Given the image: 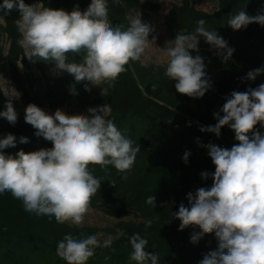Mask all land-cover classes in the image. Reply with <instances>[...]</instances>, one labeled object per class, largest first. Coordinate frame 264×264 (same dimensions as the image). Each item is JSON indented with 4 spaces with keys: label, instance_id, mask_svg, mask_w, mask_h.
Returning a JSON list of instances; mask_svg holds the SVG:
<instances>
[{
    "label": "clouds",
    "instance_id": "1",
    "mask_svg": "<svg viewBox=\"0 0 264 264\" xmlns=\"http://www.w3.org/2000/svg\"><path fill=\"white\" fill-rule=\"evenodd\" d=\"M14 8L20 13L16 24L22 38L18 44L25 56L33 62H54V71L72 75L75 83L70 91L74 95L78 94L76 83L83 82L86 91L90 90L89 85L114 87L126 71L125 66L131 61L143 63L142 57L156 40H149L153 28L142 22L140 13L129 18L126 29L122 24L113 26L107 0H91L86 10L81 11L77 5L71 12L45 7L40 2L26 4L25 0H3L0 4L4 15ZM205 23L204 19L198 20L193 33H178L162 49L167 64L164 75L176 82L178 93L190 98H202L211 88L204 58L192 55L199 52V37L225 63L234 52L215 30L206 29ZM252 23L264 26V14L250 16L241 10L228 20L233 30ZM69 54H78L81 60L70 61ZM262 73L264 67L250 70L245 79L254 81ZM18 96L19 93L11 97ZM5 109L0 111V117L15 124L18 116L11 99ZM110 111L108 105H103L89 108V114L69 115L60 109L48 114L29 104L25 122L52 147L5 154L4 149L16 147L17 139L11 133L0 139V194L11 193L22 201L26 212L38 217H54L58 224L82 226L91 199L101 186L100 178L92 174L89 165H99L104 171L112 166L126 180L140 152L139 146H134L113 120L106 119ZM220 112L213 114L215 125L202 126L200 131L219 137L221 129L228 126L238 143L230 149L212 143L201 145L208 149L215 165L212 186L198 188L194 194L189 192V206L181 203L173 216L181 221L180 231L190 226L200 229L192 234L193 243L205 234H215L218 248L208 252L200 264H264V133L257 129L258 124L264 128V83L246 91H233ZM28 142L27 137L19 139L21 144ZM189 155L185 152V162ZM209 175L201 173L204 179ZM147 203L155 207V196H149ZM151 225V220L146 221V227ZM129 242L130 260L136 264H159L158 254L146 250V238L135 233ZM111 243V238L101 243L96 235L81 233L75 238L67 234L58 242L56 255L67 264H87L98 247H109Z\"/></svg>",
    "mask_w": 264,
    "mask_h": 264
},
{
    "label": "trees",
    "instance_id": "2",
    "mask_svg": "<svg viewBox=\"0 0 264 264\" xmlns=\"http://www.w3.org/2000/svg\"><path fill=\"white\" fill-rule=\"evenodd\" d=\"M178 1L164 23L170 38L175 39L180 32L193 33L198 27L197 21L204 19V27L215 30L234 49L225 63L221 57H214L211 51L215 49L199 37V52L192 55L199 54L204 58L211 83V88L202 98L178 93L176 82L164 75L166 67L146 66L140 61L129 62L114 87L89 85L90 90L86 91L81 82L75 84L78 94L74 95L70 91L75 83L74 77L60 71L58 78L44 77L45 92L40 94L31 80L29 64L22 58L23 50L18 44L22 38L16 24L19 10L14 8L9 15L0 11V58L4 52L2 41L5 40L8 44L5 59L13 81H20L19 86H23L17 71L20 59L22 78L29 86V91L23 87L22 98L18 102L12 101L13 106L35 104L52 110L72 103L76 114H86L88 107L106 103L111 110L107 119L113 120L134 146L140 148L126 180L122 179L124 174L112 166L104 171L99 165H89L92 174L101 180L90 207L98 208L104 204L103 212L109 217L122 219L134 213L140 222L119 221L116 224L117 237L109 247H98L87 264H136L130 260L132 248L129 242V237L135 233L148 240L146 250L158 254L159 264H200L208 252L218 248L214 233L205 234L196 243L191 242L192 234L200 232V229L190 226L183 231L178 230L181 221L173 213L178 212L181 203L189 206V192L194 194L198 188L212 186L211 174L215 172V165L204 146L212 143L230 149L238 143L234 131L228 126L221 129L219 137L214 133L201 132L200 128L217 123L213 114L220 112L226 97L233 91H246L264 83V73L254 81L245 79L250 70L264 67V26L252 23L240 30L228 26L229 18L241 10L250 16L264 14V0ZM34 2L71 12L77 5L81 11L86 10L91 0H25L26 4ZM208 2L215 4L213 11L196 8V4ZM107 4L110 23L113 26L122 24L125 29L129 26L128 15L131 12H156L159 9L157 4L139 0H107ZM80 55L69 54V60L79 62ZM30 62L43 75L47 68L55 66L54 62ZM7 101L0 93V111L6 110ZM220 114L223 115L222 112ZM257 129L264 133L259 124ZM35 132L25 122L24 116L18 117L14 126L0 127V139L9 133L17 139L16 147L6 148L4 153L52 147L50 141L36 136ZM21 136L27 137L29 142L19 143ZM185 152L190 153L187 162L183 159ZM202 172H208L209 177L202 178ZM149 196H155V207L147 203ZM148 220L152 221L151 227H146ZM97 231L91 227L58 224L54 217L51 220L48 216L38 217L26 212L22 201L11 193L0 194V264H67L56 255L58 242L67 234L79 238L81 233L87 236L95 235ZM103 231L113 232L110 229Z\"/></svg>",
    "mask_w": 264,
    "mask_h": 264
},
{
    "label": "rangeland",
    "instance_id": "3",
    "mask_svg": "<svg viewBox=\"0 0 264 264\" xmlns=\"http://www.w3.org/2000/svg\"><path fill=\"white\" fill-rule=\"evenodd\" d=\"M139 1L140 2H150L153 4L159 5V9L156 12L136 10V11L131 12L128 15V17L130 18V17H134L138 13H140V17H141L142 22L149 24L153 28V31L150 33L151 37H149V40H151L153 37H156L155 44H150L149 48L146 50V53L142 57L143 64L146 66L152 65V66L157 67V68L166 67L167 66L166 57H164L162 49L166 47L167 41H171L174 39L169 37L168 32H167L166 28L164 27V23L166 22L169 13L172 10V6L177 5L179 1L178 0H139ZM35 3H38V2H34L33 4H35ZM196 8H198L202 11H205V12H211L214 10L215 4L213 2H208L205 4L198 3V4H196ZM2 44H3L4 52L0 58V93L4 99H6V100L11 99L14 102H18L22 98L23 87H26L25 90L29 91V86L26 84L25 80L22 78V76H23L22 67L23 66L20 62V59H19V62L17 63V71L21 77V82H23L22 83L23 86H19L20 81L18 83H15L13 81L12 76H11L10 67L8 66L7 61L5 59L6 54H7L6 52H7L8 44L6 43L5 40L2 41ZM22 50H23L22 58H24L27 61V63L29 64L31 80L35 86V89L40 94H44V92H45L44 79L46 77L52 78V79L58 78L61 76V73L60 72L57 73L56 71H54L55 66L52 65L51 67H49L45 70L44 75L41 74V72L36 70L34 68V66L31 64L30 60L25 56V51L23 48H22ZM211 54L216 58L220 57L216 54V50L211 51ZM18 93H19L18 98L17 97H11V96L18 95ZM97 96H100V94ZM103 105H106V103H101V104L96 105V106L88 107L86 114H89L88 113L89 108L103 106ZM13 107H14L18 117L25 116V109H26L25 105H14ZM39 108H41L42 110H44L48 114H54L57 109H60L69 115H75L76 114L74 105L72 103L65 104L62 107L52 109V110L48 109L45 106H41ZM106 119H107V117H106ZM15 124L9 123L6 118L0 119V127L14 126ZM36 150H39V149L33 148L31 151H36ZM103 209H104V204L99 205L98 208H91L90 207V210H89L87 216L85 217V221L82 225L85 227H91V228L97 229L98 231L95 233V235L98 237V239L101 241V243H103V241L107 240L108 238H111L113 241L117 237V235H116V232H117L116 224L119 221H132V222H136V223L140 222L139 217L136 216V214H134V213H130L128 216H126L122 219H115V218H112V217H109L108 215H106L103 212ZM67 224L70 226H75V225H72L70 223H67ZM104 229H110L113 232H104L103 231Z\"/></svg>",
    "mask_w": 264,
    "mask_h": 264
}]
</instances>
